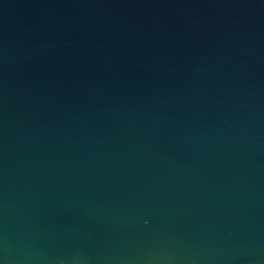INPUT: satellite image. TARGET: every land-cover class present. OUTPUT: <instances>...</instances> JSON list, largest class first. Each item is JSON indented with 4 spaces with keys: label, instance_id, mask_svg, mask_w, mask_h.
<instances>
[{
    "label": "water",
    "instance_id": "obj_1",
    "mask_svg": "<svg viewBox=\"0 0 264 264\" xmlns=\"http://www.w3.org/2000/svg\"><path fill=\"white\" fill-rule=\"evenodd\" d=\"M0 264H264V0H0Z\"/></svg>",
    "mask_w": 264,
    "mask_h": 264
}]
</instances>
